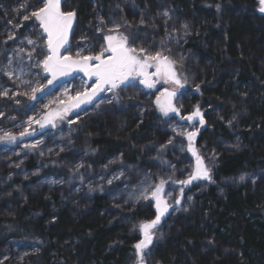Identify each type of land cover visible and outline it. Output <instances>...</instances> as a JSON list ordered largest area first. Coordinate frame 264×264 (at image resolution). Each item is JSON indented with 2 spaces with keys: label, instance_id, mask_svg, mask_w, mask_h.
Segmentation results:
<instances>
[{
  "label": "trees",
  "instance_id": "trees-1",
  "mask_svg": "<svg viewBox=\"0 0 264 264\" xmlns=\"http://www.w3.org/2000/svg\"><path fill=\"white\" fill-rule=\"evenodd\" d=\"M18 1L0 0V82L13 86L37 56L27 43L38 32L33 18L14 33L13 25L6 27L21 17L13 10ZM24 1L27 8L36 3ZM62 6L76 13L73 51L94 46L97 28L118 24L116 32L126 30L132 48L174 62L185 83L179 112L198 107L204 121L194 146L213 161L211 180L174 188L194 169L183 126L174 118L163 122L154 96L129 84L117 100L93 104L67 137L43 134L24 152H0L4 264H138L139 225L156 217L146 190L161 181L175 190L170 204L183 195L180 207L153 229L145 264H264V13L258 0H63ZM10 71L14 76L6 78ZM19 99L3 104L0 125L12 135L29 114Z\"/></svg>",
  "mask_w": 264,
  "mask_h": 264
},
{
  "label": "rangeland",
  "instance_id": "rangeland-1",
  "mask_svg": "<svg viewBox=\"0 0 264 264\" xmlns=\"http://www.w3.org/2000/svg\"><path fill=\"white\" fill-rule=\"evenodd\" d=\"M63 0L61 1V10L62 11H69L66 6H62ZM16 7H13L12 9L15 10V8H19L21 10L20 12V19L15 21L11 20L7 23L6 27L13 25V27H9V32L14 33L18 28L23 27V22L27 20H33L35 23L32 25L33 28H35L38 32L35 34V36H29L27 35V41L29 39L36 42V45L33 46L32 49H35L33 51L37 52V56H35L33 62H31V68L27 73V77H25L23 74H20L19 79H16V82L14 83L15 86L10 85L9 83L6 84L5 82H0V92H3L7 90L8 94L6 96H0V122L2 117H6L5 112L3 111V104L7 101L6 99L13 98L15 102L20 100L19 98L24 99V108L25 110H29V114L24 119V124L22 125V128H19V132L12 135L8 130H3V126L0 125V136H4L5 133H9L10 135L14 136L15 140H9L7 138L0 140V152H8L10 149L15 150L17 148L18 151L21 149L24 152V149L27 146V143H30L31 141L37 139L40 137V135H61L67 137L70 133L67 131V128L72 124L78 121L81 117L85 116V114L88 112V110L91 108V106L95 103H98L102 100H117L119 90L129 84H133L137 88V91L141 93L140 95H148L151 94L154 96L153 98V104L158 110L160 114V118H162V121L165 122L171 118H174L178 123H180L183 126V131H185L184 140L187 143V149H189V140H188V133L195 132L197 133L200 123L201 114L199 116H194L192 120H187V117L192 115L193 112L189 114H183L180 113L177 114L175 112H169L167 115H164L160 108L156 104V99L158 96H161V93H163L166 89L167 90H173L176 92L180 91V94L177 97H174L173 99V106L177 108V103L179 102V98L182 96L181 91L185 89V86L183 84L182 76L177 74V77L180 79L182 87L177 86L171 82L165 83L164 79L162 77H156V84L153 88H147L143 84L140 83V79L142 77H137L135 79H130L129 81H126L124 84H121L119 87L114 89L113 91H102L98 93L96 96H94L90 101H86L84 103H81L79 107L71 108L69 111L65 113L64 109L71 103H74V100H70V97H76V94L78 92L83 93L85 90H91L92 85L95 83L96 78L85 75L83 71H80L78 68H73L69 74L64 76H59L56 80L53 81L52 84H48V80L52 79L51 75L49 73L44 72L42 66L37 67L34 66L37 64L39 60H42L45 55L48 54L47 52V46H46V40H47V34L43 32V29L40 27V22L36 20L35 17L31 16V13L38 9L39 7H42V0H36V3L34 7L27 8L25 5L24 0H19L16 5ZM25 16H28L29 19H24ZM75 19L73 21L72 28L69 30L68 34V43L64 46V48H61L60 54L62 56H71L73 59H77V53L79 52L81 56H88V55H96L101 51L102 47H107V43L104 40L105 35H114L117 38H120V36L127 37V31L122 29L120 31H117V25L109 26L107 29L101 30L99 33L98 40L95 42L94 46H88V47H77L75 51H73V41L74 37L72 36V31L74 27ZM31 27V28H32ZM98 29V28H97ZM112 30V31H110ZM26 32H30V27L26 29ZM12 36L14 34H11ZM29 36V37H28ZM128 38V37H127ZM78 41H87L86 39H81L80 37L77 38ZM127 47L132 48L129 45V41H127ZM139 53V50H137ZM39 53V54H38ZM147 54L154 55L155 53H149L146 51ZM105 58L110 55V53H105ZM89 63L95 64L96 61H90ZM174 69V67H173ZM155 67H149L147 71L149 73L155 72ZM175 70V69H174ZM8 73H12L11 71ZM14 76L12 73L11 78ZM6 78H10V76L7 74ZM21 81H29L30 83L25 84L21 83ZM38 85H44L43 91L36 93V99H30L28 95H17V93H27L30 92L32 87L38 86ZM19 97V98H18ZM102 99V100H101ZM161 101L163 102V98L161 96ZM20 103H18L19 105ZM49 117L51 119V123H44V117ZM31 119V123H29V120ZM39 121V123H38ZM41 124H43V127H41ZM55 125V126H53ZM27 129V133L25 135L21 136L20 133L24 132V130ZM196 136V135H195ZM195 136L193 140L191 141V146L195 149ZM197 155L201 157L203 160L204 166L207 168V165L211 161V159H208L207 161H204L202 158L203 154L200 151L196 150ZM193 172L195 171V165L194 162L196 160V156L193 155ZM211 154V153H210ZM208 165V166H209ZM197 181H208L207 179H197ZM160 184V183H158ZM157 184V185H158ZM174 188L177 189L180 186V183H174ZM155 187H153L154 189ZM174 188L168 189V185L163 184V190L160 193L161 199L163 201H166L171 206L180 207V203L176 204H170L169 199L175 192ZM183 193H180L176 195V198H181ZM155 210H156V200L152 199ZM174 209V210H175ZM157 214V212H156ZM165 216L161 217L164 218ZM153 233V229H152ZM141 239H143V234L140 231ZM140 239V240H141ZM154 239V234H153ZM153 243V240H152ZM152 243L148 246V248L144 249V252H146L152 245ZM7 256L5 254L0 256V261L3 262V264L6 262Z\"/></svg>",
  "mask_w": 264,
  "mask_h": 264
},
{
  "label": "snow or ice",
  "instance_id": "snow-or-ice-1",
  "mask_svg": "<svg viewBox=\"0 0 264 264\" xmlns=\"http://www.w3.org/2000/svg\"><path fill=\"white\" fill-rule=\"evenodd\" d=\"M259 11L264 13V0H258ZM42 7L34 10L31 16L35 17L36 20L40 22V27L43 32L47 34L46 46L48 54L44 56L42 60H39L36 65L37 67L42 66L44 72L49 73L52 79L48 80V84H52L59 76H64L69 74L73 68H78L83 71L89 78L95 77V83L92 85L91 90H85V92L76 94V97H70V100H74V103L69 104L65 109V113L71 108L79 107L81 103L90 101L94 96L102 91H113L121 84H124L130 79H135L137 77H142L140 83L147 88L155 87L156 80L153 77H162L165 83L171 82L177 86H183L180 79L177 77L176 71L173 69L174 62L169 59V57L163 55L161 52H156L154 55L147 54L146 50L141 48L139 53L137 49L127 47L128 38L125 36H120L117 38L114 35H105L104 40L107 43V47H102L101 51L96 55L81 56L78 52L77 59H73L71 56H62L60 54L61 48L68 43L69 30L72 28L73 21L75 19V11H62L61 10V0H42ZM165 16L168 15L167 11L164 13ZM24 19H29L25 16ZM101 23L103 21L101 20ZM117 29L119 25L116 26ZM101 31V29H97ZM112 31V30H110ZM9 39H13L9 36ZM29 45H36V42L29 39L27 41ZM35 50V49H33ZM20 51H23L21 49ZM110 53L109 56L105 58V53ZM29 58H31L32 53H28ZM90 61H96L97 63L91 64ZM149 67H155L154 73H149L147 69ZM12 76V73H6ZM19 79V77H17ZM21 83L28 84L29 81H21ZM44 85H38L32 87L30 92L27 93H17V95H28L30 99H36V93L43 91ZM199 86H197L198 88ZM8 94L7 90L0 92V96H6ZM175 91H168L167 89L161 93L164 97V101H161V96L156 99V104L160 108V111L167 115L169 112H175L179 114V109L173 106L172 97L175 96ZM2 115V114H0ZM199 108L188 116V120H192L194 116H199ZM31 123V119L29 120ZM39 123V121H38ZM44 123H51L49 117H44ZM200 123L203 124L204 121L201 118ZM55 126V125H53ZM43 127V124H41ZM27 129L21 132L20 135L23 136L27 133ZM195 132L188 133L189 140V151L196 156V169L186 180L178 181L182 185H188L193 180L196 179H207L211 180V175L209 170L204 166L203 160L199 155H197L196 150L191 146V141L195 136ZM15 140L16 138L9 133H5L4 136H0V140L3 139ZM28 147V146H26ZM31 147H35L32 145ZM240 180H244L241 176ZM111 183V181H109ZM164 181L156 185L154 189L146 190L150 191L151 198L156 200V217L155 219L147 222H143L139 225L140 231L143 234V239L135 244L136 253L138 256V264H145L144 261V249L152 243L154 229L160 222L161 217L168 208L171 207L166 201L161 199L160 193L163 190ZM144 199H148V195L142 194ZM176 204L180 203L179 199H176ZM0 264H3L0 261Z\"/></svg>",
  "mask_w": 264,
  "mask_h": 264
},
{
  "label": "water",
  "instance_id": "water-1",
  "mask_svg": "<svg viewBox=\"0 0 264 264\" xmlns=\"http://www.w3.org/2000/svg\"><path fill=\"white\" fill-rule=\"evenodd\" d=\"M168 91H173V90H168ZM175 93H176L175 96H177V95L179 94V93L176 92V91H175ZM175 96L172 97V104H173V99H174ZM162 98H163V101H164V97H162ZM187 120H188V119H187ZM195 135H196V134H195ZM196 163H197V162H196V160H195V162H194L195 169H196ZM196 180H197V179H196ZM196 180H193V181H196ZM179 200L181 201V198H179ZM175 207H176V206H171V207H169L168 210H167V212H165V213L163 214V216L168 215L171 211H173V210L175 209ZM163 216H162V217H163Z\"/></svg>",
  "mask_w": 264,
  "mask_h": 264
},
{
  "label": "flooded vegetation",
  "instance_id": "flooded-vegetation-1",
  "mask_svg": "<svg viewBox=\"0 0 264 264\" xmlns=\"http://www.w3.org/2000/svg\"><path fill=\"white\" fill-rule=\"evenodd\" d=\"M156 77H153V79H155ZM176 97V96H175ZM197 134V133H196Z\"/></svg>",
  "mask_w": 264,
  "mask_h": 264
}]
</instances>
